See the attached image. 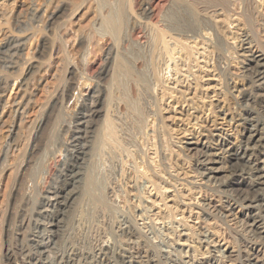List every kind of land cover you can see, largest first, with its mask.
<instances>
[{
  "label": "rangeland",
  "instance_id": "374dc122",
  "mask_svg": "<svg viewBox=\"0 0 264 264\" xmlns=\"http://www.w3.org/2000/svg\"><path fill=\"white\" fill-rule=\"evenodd\" d=\"M96 1L0 0V264H264V201L261 200L264 178L263 184L260 182L256 186L262 187L263 192H254L251 179L255 175L249 176L247 170L251 161L258 160V166L264 172V77L263 81L258 80L254 74L259 69L264 75V0H249V10L252 11L250 20L244 16L246 5L243 0H227L230 2L229 7L234 4L229 8L230 11L224 13L239 14L238 18L237 15L232 16L236 18H232L231 21L234 22L231 25L227 24L228 21L226 23L223 14H214L213 17L198 11V6L201 7L199 3L194 7V4L181 0H162L159 6H153V0H103L102 3L98 1V5ZM119 5L122 7L120 10L123 25L119 37L115 39L101 29V17L116 10ZM153 8L157 9L160 16L157 14L152 19L155 23L151 18L146 19ZM177 10L179 15L178 19L175 18L176 23L167 24L169 21L163 18H168ZM153 24L168 29H164L166 32L171 30V37L176 36L173 38L177 42L181 41L182 36V42L175 45L178 47L173 45L175 50L181 47L180 44L186 45V50L187 46L191 47L187 50L188 55L183 49V52L181 49L172 52L174 56L171 59L175 58L179 67L175 60L170 64L172 60L166 59L170 70L174 66L172 73L176 72L175 65L181 71L174 74L176 77L173 75L174 78H170L168 84H164V91H168L169 95L165 92V99L161 102L160 94L164 91L160 86H157L160 87L158 89L154 87L150 71L147 72L151 70L152 63L148 62L140 65L141 67L137 63V59L143 56H152L153 46L149 45L150 37L145 35H150L149 27ZM198 27L203 30H200L202 33L204 30L208 31V35L205 32L200 34ZM169 34L166 33L170 38ZM188 34L193 35L191 39ZM193 38L196 39L192 41ZM85 39H89V42ZM172 40L171 38V43ZM44 46L51 48L50 52ZM173 46L171 44L172 48ZM109 48H113L112 54ZM142 51L144 54H141ZM121 57L130 68L133 78L128 79L131 82H125V92H128L125 94L126 99L115 98L116 100L110 101L112 103L108 104V108H113H109L112 115L114 111L117 114L113 115L118 122H115V131L116 135L122 136H117L121 144L119 150L122 151L110 143L105 144L104 148L109 146L111 149L107 148L111 151L113 148L117 151H110L115 154L113 156L107 151L109 149L103 148L102 154H106H101L104 157H100L104 160L99 162L101 168L103 167L101 175L104 180V194L106 193L113 208L115 207V214L106 215L107 212L102 208L89 205L83 195H80L81 198L78 196L77 204L75 202L62 209V199L53 195L56 196L68 183L71 169H77L84 161L82 151L89 146L86 145L89 144L88 132L98 123L95 105L100 106L103 103L102 99L110 89L105 88L111 75L110 67ZM189 58L190 62L187 60ZM157 63L162 66L161 61ZM72 68L73 75L70 73ZM107 69H110V74L105 77ZM187 70L190 72L185 73ZM81 71L82 74L79 73ZM141 72H144V81L140 77V80L137 78L135 81L136 76H142ZM72 77L74 80L77 77L80 88H73V95L68 97L66 90ZM80 77L81 83L78 79ZM148 78L150 84H146ZM167 78L165 75L164 79ZM146 85L153 86L152 92L149 89L147 91ZM180 90H184L183 94ZM53 92L56 94L54 98ZM148 92H151L150 96ZM127 94L131 96L126 97ZM127 98L132 99V102ZM183 99H189V102ZM138 102L141 105L138 106ZM193 103L195 104L190 105ZM128 105L131 111L137 106L141 113L140 110L138 115L135 111L131 113ZM136 116H142V119ZM134 124H139L140 127ZM122 127L132 130L133 134ZM226 142L238 149L239 158L228 159L223 151L217 149L219 143ZM206 147L210 148H207L210 153L215 152L217 157V162L211 166L218 170L210 174L214 176L210 178L208 174L200 173L204 170L200 161ZM105 157H110L111 161L105 160ZM25 162L27 166L24 167ZM41 163L43 171L39 166ZM36 165L40 168L38 171L35 170L38 168ZM134 166L139 168L137 171L145 168L143 171L147 175L142 174L141 170V175L137 178ZM209 166L210 164L207 167ZM9 170L12 171L11 174ZM149 175V178L146 177ZM65 179L68 180L67 183ZM59 195L64 196V192ZM64 213L66 216L62 218ZM57 219L60 220L62 230L54 225L59 221ZM228 250H234L235 256H227Z\"/></svg>",
  "mask_w": 264,
  "mask_h": 264
},
{
  "label": "bare ground",
  "instance_id": "6f19581e",
  "mask_svg": "<svg viewBox=\"0 0 264 264\" xmlns=\"http://www.w3.org/2000/svg\"><path fill=\"white\" fill-rule=\"evenodd\" d=\"M72 1V0H71ZM93 1V0H92ZM99 1V2H98ZM181 1H185L186 3L188 2V3H190V4H194V5H192V6H194L195 7V5L197 6V4L196 3H199V4H201L200 6L201 7H199L198 6V8H199V10L198 11H203L204 13H208V14H210V15H214V14H218L217 16H219V14L221 15V14H223V15H225L224 17L226 18V23H227V21H228V25H231V23H233L234 21H231L232 20V18L234 17V15L236 16L237 15V12H232V13H224L225 11H228L229 10V8L234 4H232L230 7H229V5H230V2H228L227 0H181ZM230 1H232V0H230ZM237 1V0H236ZM244 2L243 3H245V5L246 6H244V4L242 5V7L244 6V8L246 7V9H245V12H244V16L246 17V19H251L250 18V12H252V11H250L249 9H250V7H249V4H251V2H249V0H243ZM78 2V1H77ZM102 3L103 2V0H97L96 1V3ZM154 4H153V6H159L161 3H162V0H153L152 1ZM233 2V1H232ZM234 2H235V0H234ZM239 2V1H238ZM241 2V1H240ZM90 3H91V1H90ZM89 3V4H90ZM98 3H97V5H98ZM117 4L119 3V2H116ZM242 3V2H241ZM240 3V4H241ZM120 4H122V3H120ZM103 5V4H102ZM101 5V6H102ZM237 5V2H236V4H235V6ZM115 6H117V5H115ZM120 6L121 5H119V8H117L116 10H113V11H109V13L106 15V16H104L103 15V17H101L102 18V27H101V29L103 30V32H105V33H109L110 35H112L115 39H117L118 37H119V34H120V31H121V26L123 25L122 24V14H121V8H120ZM123 6V5H122ZM234 6V7H235ZM251 6V5H250ZM64 7V6H63ZM98 7V6H97ZM103 7V6H102ZM110 7V6H109ZM118 7V6H117ZM162 7V6H161ZM234 7H232L233 9H235ZM237 7V6H236ZM105 8V7H104ZM115 8V7H114ZM113 8V9H114ZM157 8V7H156ZM156 8H153L152 10H150L149 12H148V17H146V19L147 18H151L150 20L152 21V19L153 18H156L157 17V14H158V12H157V9ZM231 8V9H232ZM106 9H109V8H106ZM190 10V9H189ZM194 10H196V8L194 9ZM63 11H64V9H63ZM102 11V10H101ZM185 11V10H184ZM188 11V10H187ZM198 11H197V14H198ZM206 11V12H205ZM230 11V10H229ZM232 11V10H231ZM240 11V10H239ZM161 12V11H160ZM176 13L177 12H179L178 10L177 11H175ZM172 13V14H170L169 15V13H168V18H166V17H164L163 19H167L166 21H169V22H167V24L168 23H171V24H173L176 20H175V18L177 17V19H178V13L176 14V13ZM95 13V12H94ZM103 13V12H102ZM105 13V12H104ZM180 13H182L181 11H180ZM200 14V13H199ZM51 15V14H50ZM95 15V14H94ZM97 15V14H96ZM99 15V14H98ZM182 15V14H181ZM239 15V14H238ZM238 15L236 16L237 18H238ZM242 15V14H241ZM216 16V15H215ZM233 16V17H232ZM244 16H240V17H244ZM158 17H160L159 16V14H158ZM180 17V16H179ZM214 17V16H213ZM235 17V18H236ZM181 18V17H180ZM196 18V17H195ZM235 18H233V19H235ZM96 19H98V18H96ZM142 19V18H141ZM158 19V18H157ZM162 19V18H161ZM161 19H160V21H161ZM206 19V18H205ZM242 19V18H241ZM246 19H244L245 21H246ZM144 20V19H143ZM142 20V21H143ZM147 20H149V19H147ZM99 21H100V19H99ZM124 21V20H123ZM156 21H158V20H156ZM165 21V20H164ZM237 21V20H236ZM94 22V21H93ZM152 22H154L155 23V21H152ZM192 22V21H191ZM99 23V22H98ZM124 23V22H123ZM139 23V22H138ZM144 23H146V22H144ZM157 23V22H156ZM164 23V22H163ZM176 23V22H175ZM186 24V23H185ZM234 24H236V23H234ZM246 24H247V21H246ZM245 24V25H246ZM151 25V24H150ZM159 25V24H158ZM158 25H156V24H153V26L151 27V29H150V27H149V31L148 32H150V35L148 36V34L147 35H145V36H147V37H150V41L151 42H149V45L151 44V47L153 46V48H152V56H151V52L149 53L150 54V56L148 57L147 56V58L146 57H144L143 56V58L141 57V58H139V59H137V63H139V67H141L140 65H146V63H148V62H150V64L152 63V66H151V70H147V69H150V68H146V70H147V72L148 71H150V75H151V78H152V80H153V84H154V87H157V86H160V87H162V91H164V89H166L164 86L166 85V84H168L169 83V79L170 78H172L173 77V75L174 74H177V73H180L179 71H181L180 70V68H177L176 67V65H175V71L176 72H174V73H172L171 72V70H173L172 68H174V66L171 68V70L169 69L170 67H169V63L166 61V59L168 60V59H171V57H173L174 55H173V53H174V51H176L174 48L176 47H178V46H175V45H178L179 44V42H182V40H183V38L181 39V37H180V40L181 41H179V42H177L175 39L176 38H173V37H176V36H173V37H171L172 35H171V33H173V32H171L170 33V31L171 30H169V32H166L167 30H166V28H164V29H162L160 26H158ZM135 26H136V23H135ZM162 26V25H161ZM164 27L166 26V24H164L163 25ZM199 26V25H198ZM210 26V25H209ZM242 26V25H241ZM124 27V26H123ZM167 27V26H166ZM179 27V26H178ZM203 27V26H202ZM231 27V26H230ZM200 27H198L197 29H199ZM205 28V27H204ZM203 28V29H204ZM139 29V28H138ZM206 29V28H205ZM97 30V29H96ZM101 30V31H102ZM201 30V28L199 29V31ZM140 31V30H139ZM183 31V30H182ZM185 31V30H184ZM201 31H203V30H201ZM200 31V34L202 33ZM207 31V30H206ZM100 32V31H99ZM102 32V33H103ZM180 32V31H179ZM204 32H205V30H204ZM203 32V33H204ZM69 33V32H68ZM147 33V32H146ZM166 33H170L169 34V36H170V38L169 37H167V35H166ZM183 33V32H182ZM197 33V32H196ZM202 33V34H203ZM207 35H208V31L207 32H205ZM225 33V32H224ZM248 33V32H247ZM145 34V33H144ZM179 34V33H178ZM186 34H187V32H186ZM199 34V35H200ZM251 34V33H250ZM103 35V34H102ZM109 35V36H110ZM188 35H190V34H188ZM244 35V34H243ZM7 36V35H6ZM13 36V35H12ZM64 36V35H63ZM107 36V35H106ZM121 36V35H120ZM138 36V35H137ZM183 36H184V34H183ZM191 36H193V35H190V39H191ZM204 36H206V35H203V37ZM255 36V35H254ZM5 37V36H4ZM9 37H10V35H9ZM8 37V38H9ZM72 37V36H71ZM75 37H77V36H75ZM194 37H197V36H194ZM210 37V36H209ZM6 38V37H5ZM73 38V37H72ZM79 38V37H78ZM81 38V37H80ZM113 38V39H114ZM146 38V37H145ZM171 38L173 39L172 41V43L170 42V40H171ZM185 38V37H184ZM187 38H188V36H187ZM186 38V39H187ZM62 39V38H61ZM110 39V38H109ZM186 39H184L185 41H189V40H186ZM196 39V38H195ZM194 38L192 39V41L193 40H195ZM200 39H202L201 37H200ZM14 40V39H13ZM64 40V39H63ZM66 40V39H65ZM77 40V39H76ZM83 40H84V38L82 39V44L84 45V43H83ZM89 40V39H88ZM88 40H86L85 39V41L86 42H89ZM177 40H179V39H177ZM207 40V39H206ZM206 40H204V42L206 41ZM44 41V40H43ZM80 41V40H79ZM84 41V42H85ZM118 41V40H117ZM116 41V42H117ZM208 41V40H207ZM66 42H67V40H66ZM69 42V41H68ZM195 42V41H194ZM194 42H192V43H194ZM46 43V42H45ZM141 43V42H140ZM172 44V46H173V48L171 47V44ZM183 43H185L184 41H183ZM191 43V42H190ZM16 44V43H15ZM44 44V43H43ZM68 44V43H67ZM65 45V44H64ZM71 45V44H70ZM142 45V44H141ZM180 45H181V47H180ZM179 45V49H181V51L183 52V50L184 51H186V54L188 55V51L187 50H189V49H191V47L189 48V46H187V50H186V45H184V44H180ZM188 45V44H187ZM190 45V44H189ZM241 45V44H240ZM251 45V44H250ZM258 45V44H257ZM47 46V45H46ZM51 46V45H50ZM50 46H48V48L50 47ZM145 46H146V44H145ZM45 47V46H44ZM43 47V48H44ZM150 47V46H149ZM148 47V48H149ZM151 47H150V49H151ZM193 47V46H192ZM46 48V47H45ZM56 48H58V47H56ZM189 48V49H188ZM260 48H262V47H260ZM47 49V48H46ZM49 49H51V48H49ZM49 49H47V51L49 50ZM94 49V48H93ZM110 49V48H109ZM174 49V50H173ZM177 50V51H180V50ZM183 49V50H182ZM193 49V48H192ZM18 50V49H17ZM54 50V49H53ZM52 50V51H53ZM111 50V49H110ZM109 50V51H110ZM112 50H113V48H112ZM112 50L110 51L111 52V54H112ZM194 50V49H193ZM57 51V50H56ZM85 51V50H84ZM145 51V50H144ZM154 51V52H153ZM212 51V50H211ZM15 52V51H14ZM42 52V51H41ZM44 52H46V51H44ZM43 52V53H44ZM49 52H50V50H49ZM70 52V51H69ZM114 52V51H113ZM125 52V51H124ZM143 52V51H142ZM149 52V51H148ZM173 52V53H172ZM189 52H192L193 53V51H189ZM43 53H41V54H43ZM57 53V52H56ZM85 53V52H84ZM114 53H116V52H114ZM141 53V52H140ZM147 53V52H146ZM192 53H191V55H192ZM46 54V53H45ZM62 54V53H61ZM65 54V53H64ZM122 54H123V51H122ZM141 54H144V52L143 53H141ZM148 54V55H149ZM57 55V54H56ZM60 55V54H59ZM82 55V54H81ZM153 55H154V57H153ZM173 55V56H172ZM190 55V54H189ZM190 55V56H191ZM124 56V55H123ZM164 56H166V57H164ZM186 56V55H185ZM193 56V55H192ZM222 56V55H221ZM44 57H45V55H44ZM136 57H138V56H136ZM165 59H164V58ZM188 57V56H187ZM66 58V57H65ZM213 58V57H212ZM60 59V58H59ZM90 59V58H89ZM88 59V62L90 61ZM117 59V58H116ZM116 59H114V61L116 60ZM130 59V58H129ZM132 59H134V58H132ZM160 59V60H159ZM191 59H193V57H191ZM60 60H62V59H60ZM148 60H150V61H148ZM156 60V62L154 63V61ZM172 61H170V64H171V62H173V60H175V58H172L171 59ZM186 60V59H185ZM187 60H189V62H190V58L189 59H187ZM258 60V59H257ZM86 61V60H85ZM112 61V60H111ZM160 62L161 61V64H162V66L164 65V67H162L160 64H158L157 62ZM169 61V60H168ZM176 61V60H175ZM174 61V62H175ZM87 62V61H86ZM85 62V63H86ZM105 62V61H104ZM109 62V61H108ZM113 62V61H112ZM145 62V63H144ZM141 63V64H140ZM176 64H177V61L175 62ZM175 63H172V64H175ZM195 63V62H194ZM87 64V63H86ZM85 64V65H86ZM110 64V63H109ZM108 64V65H109ZM183 64V63H182ZM216 64V63H215ZM57 65H58V62H57ZM89 65V64H88ZM107 64H106V66H108ZM159 65V66H158ZM178 65V64H177ZM185 65V64H184ZM193 65V64H192ZM30 66V65H29ZM70 66V65H69ZM160 66H161V69H160ZM171 66V65H170ZM186 66V65H185ZM58 67V66H57ZM110 67V66H109ZM136 67V66H135ZM145 67H148V66H145ZM178 67H179V65H178ZM182 67V66H181ZM189 67V66H188ZM32 68V67H31ZM110 68H112L111 69V75H110V79H109V81H108V85H106L105 86V88L106 89H108V88H110L109 90H107L108 92H107V95L102 99V100H100V101H102L103 103H101V105L100 106H96L94 103H96V102H94L93 104L95 105V108H96V111H97V119H98V123H95V125L96 126H94L93 125V127L91 128V130H89V136H88V134L86 135V136H88V142H89V144H86V145H89L88 146V148L87 149H85L84 151H82V154L84 155L83 157L85 158H83V162H81V165H79L78 167H77V169H71V171H70V176H69V181H68V183H67V181H66V179H65V183H67L65 186H64V188H61L62 190H60V192L58 191L57 192V194H56V196L55 195H53L55 198H61V199H59V200H61V204H62V209H65L66 207H70L72 204H75V202H76V200H78L77 198H78V196H79V198H81L82 197V195L83 196H85L86 198H87V200H86V203H90L89 205H92V206H94V207H98V209H99V207L100 208H102L103 209V211L104 212H107V213H105L106 215L109 213V214H112V213H114L115 211H114V208H113V206H112V204H111V202L108 200V198H107V196L104 194V189H105V187H104V180H103V176L101 175V170H102V168H101V166H100V164H99V162H100V160L102 161V160H104V159H102L104 156H102V155H105V154H102L103 153V151L104 150H107V149H111V147H109V146H107V147H109V148H107L106 146H105V148H107V149H105L103 146L106 144V145H108V143H110L112 146L114 145L115 147H117L116 149H120V146H121V144H120V141H119V138L118 137H121L122 138V136H120L119 134V136L118 135H116V131H115V119H114V116L113 115H117V114H115V111H114V114L112 115V113H111V111L112 110H110V109H113V108H110V106H109V108H108V104L110 103H112V102H110V101H112V100H114L115 98H118V97H124L125 98V94L126 93H128V92H125L126 90H125V82L129 79V78H131L132 77V72H131V70H130V68L126 65V63H125V60L121 57V58H119L118 60H116L115 62H114V65L113 66H111ZM144 68V67H143ZM83 69V68H82ZM87 69V68H86ZM85 69V70H86ZM181 69H183V68H181ZM187 69V68H186ZM191 68H189V70H190ZM220 69V68H219ZM84 70V69H83ZM82 70V71H83ZM109 70L110 69H107V71H105V73H104V76L106 77V75L108 74V72H109ZM189 70H187V72H185V73H188V72H190ZM29 71H30V69H29ZM32 71H34V70H32ZM82 71L81 72H79V73H81L82 74ZM135 71H137V70H135ZM142 71H144L145 72V70H143L142 69ZM264 71V70H263ZM59 72V71H58ZM101 72L103 73L104 71H103V69L101 70ZM144 72H141V75L142 76H139L140 74V70H139V73L137 72V74H139L138 76H136L135 78H136V80L135 81H137V78L139 79V77H140V79L142 80V81H144L143 79H144V76H143V74H144ZM30 73H31V71H30ZM70 73H71V75H73L74 74V70H73V68L71 69V71H70ZM84 73V72H83ZM109 73V74H110ZM133 73H135V72H133ZM143 73V74H142ZM193 73V72H192ZM78 74V73H77ZM108 74V75H109ZM136 74V73H135ZM255 76L256 77H258L257 79L259 80V79H263V77H264V75H263V72H262V70H257L256 69V71H255ZM70 75V76H71ZM165 75H167V79L165 80L164 79V77H165ZM190 75V73L187 75V76H189ZM253 75V74H252ZM61 76V75H60ZM59 76V77H60ZM77 76V75H76ZM82 77H83V75H81ZM88 76V75H87ZM175 76V75H174ZM180 75L178 74V77H179ZM184 76V75H183ZM192 76H194V75H192ZM254 76V75H253ZM58 77V78H59ZM79 77V76H78ZM82 77H80V78H78V79H80V83H81V78ZM85 77V76H84ZM104 77V78H105ZM145 77H147V76H145ZM176 77V76H175ZM196 77V76H195ZM96 78V77H95ZM133 78V77H132ZM174 78V77H173ZM172 78V79H173ZM188 78V77H187ZM198 78V77H197ZM54 79V78H53ZM61 79V78H60ZM91 79V78H90ZM98 79V78H97ZM139 79V80H140ZM254 80H255V78H253ZM77 80V77H76V79L74 80L73 79V77H72V79H71V82L68 84V86H67V90H66V94L68 95V97L69 96H71V95H73V92H72V90H73V88H76V87H78V88H80L78 85H79V83H78V81H76ZM104 80V79H103ZM107 80V79H106ZM105 80V81H106ZM131 80V79H130ZM130 80H128V81H130ZM179 80V79H178ZM177 80V81H178ZM264 80V79H263ZM262 80V81H263ZM61 81V80H60ZM59 81V82H60ZM96 81V80H95ZM133 81V80H132ZM172 81V80H171ZM176 81V80H175ZM174 81V82H175ZM196 81H198L197 79H196ZM261 81V82H262ZM103 82V81H102ZM101 82V83H102ZM131 82V81H130ZM180 82V81H179ZM178 82V83H179ZM252 82H254V81H252ZM256 82V81H255ZM254 82V83H255ZM257 82H259V81H257ZM256 82V83H257ZM41 83V82H40ZM84 83V82H83ZM82 83V84H83ZM87 83V82H86ZM85 83V84H86ZM99 83V82H98ZM105 83H107V82H105ZM151 82H149V78H148V83H146V84H150ZM189 83V82H188ZM197 83V82H196ZM260 83V82H259ZM48 84V83H47ZM58 84H60V83H58ZM96 84V83H95ZM94 84V85H95ZM103 85H104V83H102ZM165 84V85H164ZM172 84V83H171ZM176 84H177V82H176ZM87 85V84H86ZM142 85H145V83H143ZM174 85V84H173ZM196 85V84H195ZM259 84H257V86H258ZM53 86V85H52ZM60 87H61V84L59 85ZM81 86V85H80ZM82 86H84V85H82ZM196 86H198V85H196ZM256 86V87H257ZM54 87V86H53ZM91 87V86H90ZM89 87V88H90ZM96 87V86H95ZM160 87H157V89L158 88H160ZM168 87V89L167 90H169V86H167ZM195 87V86H194ZM260 87V86H259ZM97 88V87H96ZM127 88V87H126ZM137 88V87H136ZM136 88H134L135 90H137L138 91V89H136ZM138 88H141L140 86H138ZM146 88H147V91H148V89H149V91L152 89L153 90V86H151V85H146ZM174 88V87H173ZM258 88V87H257ZM261 88V87H260ZM263 88H264V85H263ZM3 89V88H2ZM61 89V88H60ZM133 89V90H134ZM157 89H155V90H157ZM53 90V89H52ZM51 90V91H52ZM59 90V89H58ZM133 90L131 91V93L133 92ZM152 90H151V92H152ZM155 90L153 91L154 93H155ZM188 90V89H187ZM190 90V89H189ZM76 91V90H75ZM79 91V90H78ZM81 91V90H80ZM87 91H89V90H87ZM96 91V90H95ZM94 91V92H95ZM99 91V90H98ZM98 91H96V92H98ZM172 91H174V90H172ZM181 91V90H180ZM184 91V90H183ZM183 91H181L182 92V94H183ZM25 92V91H24ZM58 92V91H57ZM56 92V93H57ZM84 92V91H83ZM94 92H92V94L94 93ZM151 92H148V95H149V93H151ZM166 92V94L167 95H169L167 92L168 91H164L163 93H162V95L160 94V102H161V100L163 99H165V95H164V93ZM54 93V92H53ZM137 93H139V92H137ZM145 94H146V90H145V92H144ZM186 93V92H185ZM261 93V92H260ZM47 94V93H46ZM49 94V93H48ZM55 94V93H54ZM61 94V93H60ZM65 94V95H66ZM81 94V93H80ZM88 94V93H87ZM91 94V95H92ZM97 94V93H96ZM190 94V93H189ZM262 94V93H261ZM90 95V94H89ZM89 95H87V96H89ZM98 95H99V93H98ZM128 95V94H127ZM126 95V97H129V96H131V95H128L127 96ZM138 96H139V94H137ZM151 95V94H150ZM149 95V96H150ZM152 95H153V93H152ZM155 95V94H154ZM166 95V97H169V96H167ZM172 95V94H171ZM184 95H186V94H184ZM183 95V96H184ZM193 95V94H192ZM197 95V94H196ZM29 96V95H28ZM53 96V95H52ZM51 96V97H52ZM80 96V95H79ZM82 96V95H81ZM102 96V95H101ZM137 96V97H138ZM157 96V95H156ZM155 96V97H156ZM174 96V95H173ZM173 96H171V98L173 97ZM54 97H56V94L53 96V98ZM58 97V96H57ZM92 97V96H91ZM90 97V98H91ZM95 97V96H94ZM135 97V96H134ZM143 97V96H142ZM164 97V98H163ZM84 98H85V96H84ZM93 98V97H92ZM99 98V97H98ZM132 98V97H131ZM130 98V99H131ZM136 98V97H135ZM139 98V97H138ZM151 99H152V96L150 97ZM185 98V97H184ZM193 98V97H192ZM202 98V97H201ZM23 99V98H22ZM58 99V98H57ZM87 98H85V100H86ZM123 99V98H122ZM126 99V98H125ZM128 99V98H127ZM150 99V100H151ZM157 99H159V98H157ZM196 99H197V96H196ZM54 100V99H53ZM93 100V99H92ZM95 100V99H94ZM116 100V99H115ZM120 100V99H119ZM124 100V99H123ZM129 100V99H128ZM127 100V101H128ZM132 100V99H131ZM131 100H129V101H131ZM135 100V99H134ZM136 100H137V98H136ZM143 100H144V98H143ZM146 100V99H145ZM184 101H188L187 99L185 100V99H183ZM122 101V100H121ZM128 101V102H129ZM157 101V100H156ZM183 101V102H184ZM190 101H192V100H190ZM197 100H195V102H196ZM14 102V101H13ZM53 102H55V101H53ZM58 102V101H57ZM98 102V101H97ZM118 102V101H117ZM132 102V101H131ZM131 102H129V103H131ZM134 102V101H133ZM154 102V101H153ZM183 102H181V103H183ZM189 102V101H188ZM82 103V102H81ZM91 103V102H90ZM137 103V102H136ZM198 103V102H197ZM56 104V103H55ZM54 103H53V105H55ZM97 104V103H96ZM109 104V105H110ZM119 104H122V103H120L119 102ZM133 104V103H132ZM135 104V103H134ZM133 104V105H134ZM148 104V103H147ZM157 104V103H156ZM183 104H185V103H183ZM186 104H188V103H186ZM195 103H193V104H190V105H194ZM26 105V104H25ZM90 105V104H89ZM91 105H92V103H91ZM90 105V106H91ZM135 105H137V104H135ZM134 105V106H135ZM139 105H141L139 102H138V106ZM161 105V104H160ZM201 105V104H200ZM263 105V104H262ZM33 106V105H32ZM93 106V105H92ZM112 106V105H111ZM124 106V105H123ZM129 106V105H128ZM264 106V105H263ZM88 107V106H87ZM113 107V106H112ZM127 107V106H126ZM160 107V106H159ZM189 107V106H188ZM138 107L136 106V109L135 108H132V110L133 111H135L136 112V114L138 115L139 114V110H140V113H141V109H137ZM142 108V107H141ZM156 108V107H155ZM191 108V107H190ZM193 108V107H192ZM195 108V107H194ZM115 109V108H114ZM118 109V108H117ZM124 109H128V108H124ZM129 109H130V106H129ZM128 109V111H131V109L129 110ZM29 110V109H28ZM17 111V110H16ZM23 111V110H22ZM51 111V110H50ZM133 111H131V113L133 112ZM154 111V110H153ZM20 112V111H19ZM95 112V111H94ZM125 112H127L126 110H125ZM147 112V111H146ZM123 113V112H122ZM130 113V114H131ZM124 114V113H123ZM127 114H129V113H127ZM29 115V114H28ZM85 115H89V114H85ZM91 115H93V113L91 114ZM225 115V114H224ZM55 116V115H54ZM94 116V115H93ZM128 116V115H127ZM132 116V115H131ZM130 116V117H131ZM149 116V115H148ZM29 117V116H28ZM49 117V116H48ZM52 117V116H51ZM81 117V116H80ZM85 117V116H84ZM83 117V118H84ZM88 117V116H87ZM89 117H90V115H89ZM117 117V116H116ZM126 117V116H125ZM124 117V118H125ZM134 117V119H135V116H133ZM137 118H141V117H139V116H136ZM153 117V116H152ZM50 118V117H49ZM86 118V117H85ZM95 118V117H94ZM93 118V119H94ZM154 118V117H153ZM87 119V118H86ZM121 119V118H120ZM133 119V120H134ZM142 119V118H141ZM248 119V118H247ZM43 120V119H42ZM82 120V119H81ZM88 120V119H87ZM90 120V119H89ZM118 120H119V118H118ZM136 120V119H135ZM139 120V119H138ZM19 121V120H18ZM25 121V120H24ZM83 121V120H82ZM86 121V120H85ZM119 121H121V120H119ZM137 121V120H136ZM136 121H134V122H136ZM141 121V120H140ZM149 121V120H148ZM249 121V120H248ZM255 121V120H254ZM46 122H47V118H46ZM91 122V121H90ZM93 122V121H92ZM121 122H123V121H121ZM130 122H131V120H130ZM133 122V123H134ZM147 122V121H146ZM152 122H154V121H152ZM160 122V121H159ZM250 122V121H249ZM253 122V121H252ZM256 122V121H255ZM24 123V122H23ZM25 123H26V121H25ZM63 123V122H62ZM116 123H118V122H116ZM133 123H132V125H133ZM136 123H138V122H136ZM83 124V123H82ZM84 124H86V123H84ZM90 124V123H89ZM119 124H120V122H119ZM123 124V123H122ZM139 124H141V123H139ZM139 124H137L138 126H139ZM150 124H151V122H150ZM28 125V124H27ZM42 125V124H41ZM124 126L126 125L125 123L123 124ZM134 125H136V124H134ZM137 125H136V127H137ZM144 125V124H143ZM157 125V124H156ZM253 125V124H252ZM255 125V124H254ZM24 126H25V124H24ZM87 126V125H86ZM92 126V125H91ZM117 126H118V124H117ZM122 125H120V127H121ZM145 126V125H144ZM256 126V125H255ZM90 127V126H89ZM88 127V128H89ZM128 127V126H127ZM140 127V126H139ZM149 127H151L152 128V126H149ZM245 127V126H244ZM58 128V127H57ZM85 128H87V127H85ZM87 128V129H88ZM122 128H124V127H122ZM121 128V129H122ZM161 128V127H160ZM255 128V127H254ZM24 129H26V128H24ZM36 129H38V128H36ZM53 129V128H52ZM124 129H126V128H124ZM131 129H133V128H131ZM38 130H40V127H39V129ZM75 130V129H74ZM85 130V129H84ZM117 130V129H116ZM127 130V132H129L130 131V129H129V131H128V129H126ZM137 130V129H136ZM144 130H146V129H144ZM148 130H150L149 128H148ZM36 131V130H35ZM45 131V130H44ZM52 131V130H51ZM119 131V130H118ZM122 131H124V132H126L125 130H123L122 129ZM132 131V130H131ZM130 131V132H131ZM143 131V130H142ZM255 131V130H254ZM43 132V131H42ZM54 132H55V130H54ZM87 132V131H86ZM120 132V131H119ZM147 132V131H146ZM153 132V131H152ZM257 132V131H256ZM41 133V132H40ZM118 133V132H117ZM132 133V132H131ZM130 133V134H131ZM140 133V132H139ZM148 133V132H147ZM150 133V132H149ZM23 134V133H22ZM44 134V133H43ZM42 134V135H43ZM133 134V133H132ZM255 134V133H254ZM48 135V134H47ZM51 135V134H50ZM80 135V134H79ZM147 135V134H146ZM252 135V134H251ZM250 135V136H251ZM118 136V137H117ZM125 136H127V135H125ZM134 136V135H133ZM254 136V135H253ZM50 137V136H49ZM52 137V136H51ZM129 137V136H128ZM147 137V136H146ZM24 138V137H23ZM84 138V137H83ZM87 138V137H86ZM126 138V137H125ZM133 138V137H132ZM132 138H131V140H132ZM150 138V137H149ZM250 138V137H249ZM258 138V137H257ZM257 138H256V140L255 141H257ZM52 139V138H51ZM56 139V138H55ZM146 139V138H145ZM78 140V139H77ZM86 140V139H85ZM121 140V139H120ZM147 140V139H146ZM164 140V139H163ZM200 140V139H199ZM198 140V141H199ZM24 142H25V140H23ZM50 141V140H49ZM122 141V140H121ZM149 141V140H148ZM245 141V140H244ZM250 141H251V139H250ZM250 141H248V142H250ZM12 142V141H11ZM36 142V141H35ZM57 142V141H56ZM147 142V141H146ZM177 142V141H176ZM204 142V141H203ZM247 142V143H248ZM38 143V142H37ZM42 143V142H41ZM121 143H123V142H121ZM130 143V142H129ZM149 143V142H148ZM151 143V142H150ZM199 143V142H198ZM17 144V143H16ZM109 144V145H110ZM143 144V143H142ZM189 144H192V143H189ZM195 144V143H194ZM196 144H197V142H196ZM202 144V143H201ZM208 144V143H207ZM239 144V143H238ZM22 145V144H21ZM20 145V146H21ZM24 145V144H23ZM26 145V144H25ZM35 145H36V143H35ZM129 145V144H128ZM153 145V144H152ZM209 145V144H208ZM252 145H254V143L252 144ZM44 146V145H43ZM55 146V145H54ZM58 146V145H57ZM113 146V147H114ZM127 146V145H126ZM135 146V145H134ZM143 146V145H142ZM145 146V145H144ZM155 146V145H154ZM205 146H207V145H205ZM211 146V145H210ZM249 146V145H248ZM19 147V146H18ZM23 147V146H22ZM22 147H20V148H22ZM33 147V146H32ZM86 147V146H85ZM122 147H124V146H122ZM128 147V146H127ZM130 147V146H129ZM218 148V150L220 149L221 151H223L226 155L225 156H227L228 157V159H231V158H235V159H237V158H239L240 156H238L239 154H238V152H237V150L238 149H236L234 146H232L231 144H228L227 142L226 143H224V144H222V143H219L218 144V146H217ZM251 147H253V146H251ZM7 148H9V147H7ZM16 148V147H15ZM51 148V147H50ZM82 148V147H81ZM103 148H104V150H103ZM207 148H209V147H206V149L204 150L205 151V153L202 155V158H201V161H200V163H201V166H203V171H201L200 173H204L205 175L206 174H208L207 176L210 178L211 176H213V175H211L210 176V174H214V172L216 171V170H218L216 167H212L211 165H213L214 163H216L217 162V157H216V154H214L213 152L212 153H210L209 152V150H207ZM238 148V147H237ZM4 149V148H3ZM53 149V148H52ZM89 149V150H88ZM107 150V151H109V154H114V153H110V151L111 150ZM114 149V151H117V150H115V148H113ZM113 149H112V151H113ZM130 149V148H129ZM128 149V150H129ZM132 149V148H131ZM195 149V148H194ZM210 149V148H209ZM244 149V148H243ZM20 149H18V151H19ZM83 150V149H82ZM124 150H125V148H124ZM123 150V151H124ZM127 150V149H126ZM133 150V149H132ZM212 150V149H211ZM219 150V151H220ZM111 151V152H112ZM113 151V152H114ZM119 151H122V150H119ZM130 151V150H129ZM164 151V150H163ZM204 151H202V152H204ZM6 152V151H5ZM39 152V151H38ZM131 152V151H130ZM135 152V151H134ZM223 152H221V153H223ZM108 153V152H107ZM115 153H117V152H115ZM197 153V152H196ZM37 154H39V153H37ZM102 154V155H101ZM157 154V153H156ZM60 155V154H59ZM115 155V154H114ZM113 155V156H114ZM171 155V154H170ZM100 156H102V158L100 157ZM107 156V155H106ZM146 156V155H145ZM32 157V156H31ZM108 157V156H107ZM107 157H105L106 159L105 160H107V159H109V158H107ZM130 157V156H129ZM152 157V156H151ZM150 157V158H151ZM227 157H226V159H227ZM39 158V157H38ZM101 158V159H100ZM145 158V157H144ZM163 158V157H162ZM219 158V157H218ZM248 158V157H247ZM42 159V158H41ZM46 159V158H45ZM113 159L115 160V158L113 157ZM112 159V160H113ZM138 159V158H137ZM165 159V158H164ZM221 159V158H220ZM234 159V160H235ZM110 161H111V159H109ZM133 160V159H132ZM131 160V161H132ZM240 160V159H239ZM26 161H28V160H26ZM51 161V160H50ZM53 161V160H52ZM51 161V162H52ZM64 161H66V160H64ZM109 161V162H110ZM119 161H121V160H119ZM141 161V160H140ZM144 161V160H143ZM103 162H105V161H103ZM125 162V161H124ZM145 162V161H144ZM219 162V161H218ZM4 163V162H3ZM29 163V162H28ZM30 163H31V161H30ZM35 163V162H34ZM40 163V162H39ZM157 163V162H156ZM170 163V162H169ZM24 164V167H25V165L27 164V162H25V163H23ZM32 164V163H31ZM36 164V163H35ZM52 164V163H51ZM111 164V163H110ZM210 164V166L209 167H207L208 165ZM231 164V163H230ZM237 164V163H236ZM106 165V164H105ZM112 165V164H111ZM110 165V166H111ZM115 165H117V164H115ZM133 165H135V164H133ZM172 165V164H171ZM259 164H258V160L256 161V160H253V161H251L250 162V166L247 164V166H249V168L247 169L249 172V176L250 175H255V177L253 178L252 176V178L253 179H251V182H253V184H252V188H253V190L252 191H254V192H257V190L259 191V190H262V187L261 188H259V187H256L257 186V184H259L260 182H262V179L264 178V172H263V170H262V168H260L259 166H258ZM27 166V165H26ZM33 167H34V165H32ZM32 166H30L31 168H32ZM40 166V168L42 167V163L39 165ZM46 166V165H45ZM72 166V165H71ZM113 166V165H112ZM137 166V165H136ZM136 166H134V167H136ZM159 166V165H158ZM193 166V165H192ZM200 166V167H201ZM36 167H38V165H36ZM138 167V166H137ZM136 167V169H135V172H137L135 175H137V178H138V175L140 176L141 175V170L142 169H140V170H138L137 171V169H139V168H137ZM39 167L37 168V169H35V170H39L40 169ZM45 168V167H44ZM111 168V167H110ZM144 168V167H143ZM202 168V167H201ZM28 169H30V168H28ZM47 169V168H46ZM121 169H122V167H121ZM145 169V168H144ZM143 169V170H144ZM156 169V168H155ZM236 169V168H235ZM34 170V169H33ZM34 170V171H35ZM41 170H42V168H41ZM69 170V169H68ZM108 170V169H107ZM106 170V171H107ZM110 170V169H109ZM131 170V169H130ZM142 170V174L143 173H145L146 174V171H143ZM147 170V169H146ZM247 170L245 171V172H247ZM10 171V170H9ZM31 172H32V170H30ZM29 171V172H30ZM43 171V170H42ZM104 171V170H103ZM112 171V170H111ZM148 171V170H147ZM11 172L12 171H10V173L9 174H11ZM28 172V171H27ZM134 172V173H135ZM37 173V172H36ZM40 173V172H39ZM107 173V172H106ZM149 173V172H148ZM159 173V172H158ZM244 173V172H243ZM247 173V174H248ZM29 174V173H28ZM38 174V173H37ZM150 174H152V172H150ZM31 175H34V177H36L35 176V174H31ZM30 175V176H31ZM67 175H68V173H67ZM147 175V174H146ZM216 175V174H215ZM237 175V174H236ZM29 176V177H30ZM62 176V175H61ZM143 176H145V175H143ZM143 176H142V178H143ZM204 176V175H203ZM217 176V175H216ZM246 176V175H245ZM10 177V176H9ZM8 177V178H9ZM33 177V176H32ZM32 177H31V179H32ZM45 177V176H44ZM146 177H150V175L149 176H146ZM205 177V176H204ZM214 177V176H213ZM251 177H248L249 179L251 178ZM46 178V177H45ZM109 178V177H108ZM136 178V177H135ZM141 178V177H140ZM147 178V179H148ZM34 179H36V178H34ZM151 179V178H150ZM248 179V180H249ZM38 180V179H37ZM40 180V179H39ZM41 180H42V178H41ZM210 180V179H209ZM241 180V179H240ZM247 180V181H248ZM11 181V180H10ZM22 181V180H21ZM32 181V180H31ZM150 181V180H149ZM192 181V180H191ZM214 181V180H213ZM152 181H150V183H151ZM235 182V181H234ZM264 182V181H263ZM263 182H262V184H263ZM14 183V182H13ZM22 183V182H21ZM149 183V184H150ZM153 183V182H152ZM174 183V182H173ZM250 183V182H249ZM20 184V183H19ZM18 184V185H19ZM57 184V183H56ZM154 184V183H153ZM198 184V183H197ZM31 185V184H30ZM155 185V184H154ZM153 185V186H154ZM14 186V185H13ZM20 186V185H19ZM23 187V186H22ZM158 187V186H157ZM156 187V188H157ZM255 187V188H254ZM24 188V187H23ZM118 188V187H117ZM159 189V188H158ZM189 189V188H188ZM233 190V189H232ZM12 191H14L13 189H12ZM40 191V190H39ZM64 192V196H63V198H62V196H60L59 194L61 193V192ZM107 191V190H106ZM114 191H115V189H114ZM143 191V190H142ZM17 192V191H16ZM49 192V191H48ZM220 192V191H219ZM260 192V191H259ZM261 192H263V190L261 191ZM115 193V192H114ZM121 193V192H120ZM160 194H161V191H160ZM162 194H163V192H162ZM258 194V193H257ZM262 194V198H261V200L262 201H264V192L263 193H261ZM14 195H15V193H14ZM80 195H81V197H80ZM110 195V194H109ZM122 195V194H121ZM240 195V194H239ZM252 195V194H251ZM245 196V195H244ZM253 196V195H252ZM18 197V196H17ZM49 197V196H48ZM140 197V196H139ZM161 197V196H160ZM36 198V197H35ZM53 198V197H52ZM151 199V198H150ZM164 198H162V200H163ZM252 199H254L253 197H252ZM251 199V200H252ZM27 200V199H26ZM81 200H83V199H81ZM113 200H114V198H113ZM250 200V199H249ZM250 200V201H251ZM36 201V200H35ZM79 201V200H78ZM88 201V202H87ZM261 201V202H262ZM81 202V201H80ZM259 202V201H258ZM27 203V202H26ZM85 203V202H84ZM115 203V202H114ZM260 203V202H259ZM263 203V202H262ZM13 204V203H12ZM43 204V203H42ZM47 204V203H46ZM76 204H77V202H76ZM81 203H79V205H80ZM117 204V203H116ZM154 204V203H153ZM249 204H250V202H249ZM26 205V204H25ZM79 205H76L77 207L79 206ZM87 205V204H86ZM228 205V204H227ZM263 205H264V203H263ZM14 206H15V204H14ZM91 206V207H92ZM137 206V205H136ZM251 206V205H250ZM25 207V206H24ZM86 207V206H85ZM89 207V206H88ZM94 207H92L93 208V212H94ZM117 207V206H116ZM264 207V206H263ZM33 208V207H32ZM73 208H75V206H73ZM72 208V209H73ZM92 208H91V210H92ZM27 208L25 207V210H26ZM58 209V208H57ZM62 209H61V211H62ZM77 209V208H76ZM75 209V210H76ZM66 210H71V209H66ZM91 210H88V211H91ZM97 210V209H96ZM121 210V209H120ZM35 211V210H34ZM37 211H39V210H37ZM65 211V210H64ZM29 212V211H28ZM75 212V211H74ZM79 212V211H78ZM168 212V211H167ZM57 213V212H56ZM68 213H70V212H67V214ZM71 213H73V211L71 212ZM77 213V212H76ZM75 213V214H76ZM95 213V212H94ZM94 213H93V215H94ZM118 213V212H117ZM66 213H64V214H62V218H63V216L65 215ZM78 214V213H77ZM98 214V213H97ZM99 214H100V212H99ZM104 214V215H105ZM115 214V213H114ZM114 214H113V217H114ZM144 214V213H143ZM34 215V214H33ZM71 215V214H70ZM91 215H92V212H91ZM66 216V215H65ZM110 216V215H109ZM23 217H25L24 215H23ZM22 217V218H23ZM67 217H68V215H67ZM70 217V216H69ZM116 217H117V215H116ZM122 217H123V215H122ZM61 218V217H60ZM59 218V219H60ZM118 218H120V217H118ZM141 218V217H140ZM54 219V218H53ZM59 219H57V220H59ZM67 218H65V220H66ZM258 219V218H257ZM256 219V220H257ZM61 220V219H60ZM60 220L59 221H56L57 223L55 224L54 223V225L56 226V227H59L60 228ZM63 221V220H62ZM117 221H118V219H117ZM23 222V221H22ZM49 223V222H48ZM67 223V222H66ZM65 223V224H66ZM71 223V222H70ZM130 224V223H129ZM71 224H69V226H70ZM126 225V224H125ZM64 226V225H63ZM217 226V225H216ZM129 227V226H128ZM59 228H57V229H59ZM70 228V227H69ZM163 228V227H162ZM63 229V228H62ZM61 228L59 229V230H62ZM66 229H68V228H66ZM128 230H130L129 228H127ZM131 229H132V227H131ZM134 229V228H133ZM62 232V231H61ZM135 232H136V230H135ZM203 232V231H202ZM57 233V232H56ZM66 233V232H65ZM68 233V232H67ZM64 234V233H63ZM131 234V233H130ZM28 235V234H27ZM60 236V235H59ZM117 236V235H116ZM174 236V235H173ZM137 237H139V236H137ZM136 237V238H137ZM21 239H22V237H21ZM227 239V238H226ZM23 240V239H22ZM138 240H139V238H138ZM20 242H22V241H20ZM19 242V243H20ZM43 242V241H42ZM41 242V243H42ZM40 243V242H39ZM106 243V242H105ZM119 243V242H118ZM121 243V242H120ZM145 243V242H144ZM172 243V242H171ZM104 243H102V245H103ZM122 244H124V243H122ZM138 245V244H137ZM144 245V244H143ZM179 245V244H178ZM129 246V245H128ZM131 246V245H130ZM200 246V245H199ZM206 246V245H205ZM30 247V246H29ZM102 247V246H101ZM233 247V246H232ZM118 248V247H117ZM140 248V247H139ZM144 248V247H143ZM22 249V248H21ZM37 249V248H36ZM55 249V248H54ZM133 249V248H132ZM147 249V248H146ZM153 249V248H152ZM224 250V249H223ZM109 251V250H108ZM122 251V250H121ZM126 251V250H125ZM149 251V250H148ZM50 252V251H49ZM128 252V251H127ZM20 253V252H19ZM63 253V252H62ZM122 253H123V251H122ZM234 250H228L227 251V256H229V257H231V256H233L234 255ZM149 254V253H148ZM218 254V253H217ZM251 254V253H250ZM124 255V254H123ZM143 255H144V253H143ZM142 255V256H143ZM126 256H128V255H126ZM235 256V255H234ZM233 256V257H234ZM9 257V256H8ZM108 257V256H107ZM112 257V256H111ZM129 257V256H128ZM132 257V256H131ZM24 258V257H23ZM44 258V257H43ZM122 258H124V257H122ZM141 258V257H140ZM104 259V258H103ZM131 259V258H130ZM230 259V258H229ZM232 259V258H231ZM97 260V259H96ZM123 260V259H122ZM136 260V259H135ZM259 260V259H258ZM43 261V260H42ZM75 261V260H74ZM99 261V260H98ZM137 261V260H136ZM221 261V260H220ZM232 261V260H231ZM13 262V261H12ZM22 262V261H21ZM103 262V261H102ZM140 262V261H139ZM222 262V261H221ZM220 262V263H221ZM112 263V262H111ZM10 264V263H9ZM15 264V263H14ZM85 264V263H84ZM193 264V263H192ZM253 264V263H252Z\"/></svg>",
  "mask_w": 264,
  "mask_h": 264
}]
</instances>
